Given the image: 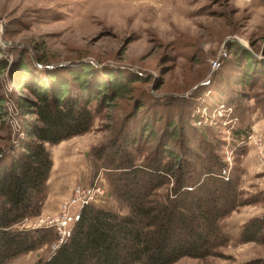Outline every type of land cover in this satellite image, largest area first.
<instances>
[{
  "label": "trees",
  "instance_id": "obj_1",
  "mask_svg": "<svg viewBox=\"0 0 264 264\" xmlns=\"http://www.w3.org/2000/svg\"><path fill=\"white\" fill-rule=\"evenodd\" d=\"M17 56L11 82L30 94L15 99L19 128L0 146V264L59 239L53 227H22L41 215L48 198V146L88 133L105 107L131 93L132 82L144 80L90 61L51 65L45 55ZM252 58L245 52L249 68L241 84L254 77ZM8 66V59H0V70ZM136 101L114 136L93 149L120 210L81 203L64 240L34 264H175L218 256L230 241L222 221L264 199L246 195L240 159L229 169L211 132L159 111L175 105V98L167 104L150 95ZM8 102L0 84V120L11 115ZM250 132L245 125L234 137L242 141ZM236 151L244 155L246 146ZM241 234L243 242L264 243V212L248 219Z\"/></svg>",
  "mask_w": 264,
  "mask_h": 264
},
{
  "label": "rangeland",
  "instance_id": "obj_2",
  "mask_svg": "<svg viewBox=\"0 0 264 264\" xmlns=\"http://www.w3.org/2000/svg\"><path fill=\"white\" fill-rule=\"evenodd\" d=\"M0 50V59L9 60V66L0 70V84L9 97L11 114L0 120V146L19 128L15 99L30 94L11 82L16 54L45 55L51 65L90 61L144 77L132 82L131 93L105 107L88 133L48 146L53 159L48 189L60 177L71 184L69 196L77 185L99 183L109 195L98 197L94 204L120 210L109 193L104 163L93 149L114 136L136 98L150 95L165 104L175 98V105L159 111L180 114L211 132L229 169L240 159L246 195H264V0H0ZM245 52L253 56L254 77L241 84L244 69L249 68ZM245 125L251 132L238 141L234 134ZM241 145L246 146L244 155L236 151ZM69 182L64 186L68 188ZM63 200L55 212L42 211V219L60 215ZM80 206L70 207V221ZM263 212L264 199L239 207L221 223L230 241L218 256L185 257L178 264L255 260L264 264V243L243 242L241 234L244 223ZM41 215L25 225L31 226ZM57 241L4 264H34L50 255Z\"/></svg>",
  "mask_w": 264,
  "mask_h": 264
},
{
  "label": "built area",
  "instance_id": "obj_3",
  "mask_svg": "<svg viewBox=\"0 0 264 264\" xmlns=\"http://www.w3.org/2000/svg\"><path fill=\"white\" fill-rule=\"evenodd\" d=\"M254 135L250 136V139ZM248 137V136H247ZM246 137V139H247ZM245 140V139H244ZM262 153V151H261ZM263 160H264V153ZM108 189L105 186H102L101 184L97 183L96 185L92 187H86L82 185H77L74 188L73 194L63 200L61 203V209L62 212L60 215L55 216L54 218H46L42 219V215L39 218L37 222L32 223L31 226H26V222H23L22 227H25L27 229H37V228H43V227H53L56 229V231L59 234V239L57 243L53 244V249L57 248L58 245L64 240L66 235L69 231V222H70V214L69 209L72 205H75L77 203H84V202H96L98 197H107ZM42 219V220H41ZM44 222V223H43Z\"/></svg>",
  "mask_w": 264,
  "mask_h": 264
},
{
  "label": "crops",
  "instance_id": "obj_4",
  "mask_svg": "<svg viewBox=\"0 0 264 264\" xmlns=\"http://www.w3.org/2000/svg\"><path fill=\"white\" fill-rule=\"evenodd\" d=\"M69 182L68 179H64L62 177L57 178V181L55 183H52L50 188L48 189V198L45 202V205L43 207V212H55L60 204V202L67 196L70 195L71 192V184L69 182V187H65L64 185ZM103 202H106V199L102 198ZM104 206V205H102ZM107 208V206H104ZM42 212V213H43ZM185 258H182L181 260H179L178 262H176L175 264L178 263H182V261H184Z\"/></svg>",
  "mask_w": 264,
  "mask_h": 264
}]
</instances>
